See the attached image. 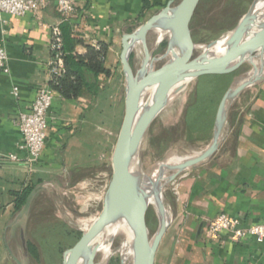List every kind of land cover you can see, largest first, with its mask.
Here are the masks:
<instances>
[{
    "label": "crops",
    "instance_id": "1",
    "mask_svg": "<svg viewBox=\"0 0 264 264\" xmlns=\"http://www.w3.org/2000/svg\"><path fill=\"white\" fill-rule=\"evenodd\" d=\"M179 1L77 0L76 14L67 21L72 35L86 44L108 46L105 65L111 76L87 72L90 89L76 99L55 92L46 145L33 174L23 162L25 153L18 149L22 135L15 122L30 110L37 90L49 86L51 30L63 16L55 2L24 17L0 13V45L6 48L9 67V73L0 72V264H16L7 246L12 249L16 243L21 224L14 225L17 195L40 185L66 195L92 182L105 188L125 114L123 36ZM76 52L85 54V46H77ZM15 86L17 98L11 94ZM246 97L233 110L224 149L179 179L175 220L159 246L155 264H264V242L249 238L234 244L226 238L223 244L210 243L206 231L207 220L220 214L243 226L264 222V82ZM10 155L21 162L11 161Z\"/></svg>",
    "mask_w": 264,
    "mask_h": 264
},
{
    "label": "water",
    "instance_id": "2",
    "mask_svg": "<svg viewBox=\"0 0 264 264\" xmlns=\"http://www.w3.org/2000/svg\"><path fill=\"white\" fill-rule=\"evenodd\" d=\"M201 1L180 0L175 5L171 2L134 31L123 36L120 60L126 79L125 114L112 152L111 179L103 197L100 214L91 227L85 230L81 243L75 249L65 252L64 264H101L96 262L100 254L98 240L109 227L120 222H125L133 233V264H155L159 246L171 225L170 214L163 201L164 187L186 171L206 164L217 154L226 140L223 130L227 125L232 104L246 89L264 82V74L253 81L234 82L218 106L211 144L199 156L167 168V171L172 172L167 183H157L153 189L159 203V227L151 239L146 221L151 192L146 189L145 179L149 174L141 172L138 160L148 130L175 97L193 81L203 76L229 73L246 62L253 66L254 72V56L264 55V28L251 35L256 23L254 11L258 0L253 1L249 11L229 35V48L217 56L210 55L209 51L220 40L201 46L192 37L191 23ZM153 32L158 35V45L164 39L168 40L166 51L158 57H153V51L148 47V36ZM137 47L143 49L144 55L140 68L134 70L131 57ZM198 51L201 52L197 54ZM165 59L168 60L158 67L157 63ZM250 73L243 75L241 80ZM136 160L138 166L135 165ZM45 190L42 185L33 189L14 225L26 221L35 198ZM22 238L26 246V241L23 236ZM7 250L16 264H24L9 246ZM110 259L104 264H109ZM122 264H125L123 255Z\"/></svg>",
    "mask_w": 264,
    "mask_h": 264
},
{
    "label": "rangeland",
    "instance_id": "3",
    "mask_svg": "<svg viewBox=\"0 0 264 264\" xmlns=\"http://www.w3.org/2000/svg\"><path fill=\"white\" fill-rule=\"evenodd\" d=\"M253 1L205 0L191 23L194 42L202 46L228 37L249 11ZM157 40V33H150L148 47L153 51V57L164 54L167 49V39L160 45ZM140 51L141 48L135 49L131 57L134 70L139 69L142 63L143 55ZM262 56L255 55L254 60H260ZM167 60L158 62L157 66L160 67ZM120 67L122 68V65ZM252 70L253 66L246 62L226 74L203 76L176 96L152 124L144 138L138 154L141 172L152 173L161 162L173 154L179 158H192L203 153L213 140L216 113L223 96L234 82L240 83L241 77ZM256 86L246 89L232 104L227 125L223 130L226 140L219 151L224 149L229 137L227 132L230 131L233 110L237 108V104L245 102L244 98L246 96L248 98ZM188 172L180 175L174 182H169L163 189L164 206L170 214L171 225L175 220L179 179ZM111 175L112 169L104 180V191L100 189V183L97 188L94 182L79 187L72 191L73 194L68 195L62 192L59 194L52 188L42 191L29 218L18 227L16 243L12 247L15 256L24 264H64L65 252L75 249L81 243L86 223H90L100 214L104 195L101 200H97V197L102 195L101 192L105 194ZM171 175L172 172H166L167 177ZM146 221L152 239L159 227L154 204L149 207ZM22 236L26 246L23 244ZM126 239V235L120 233L115 237L112 247L118 251L111 257L109 264H122L120 248ZM101 260L99 254L96 262ZM125 264H133L132 257Z\"/></svg>",
    "mask_w": 264,
    "mask_h": 264
},
{
    "label": "built area",
    "instance_id": "4",
    "mask_svg": "<svg viewBox=\"0 0 264 264\" xmlns=\"http://www.w3.org/2000/svg\"><path fill=\"white\" fill-rule=\"evenodd\" d=\"M50 2H55L63 16L62 23L69 21L75 16L77 0H0V13L24 17L29 13L40 12ZM61 24L52 27L51 30L50 46L53 53L52 60L49 63L51 79L53 76H62L64 74L62 55L64 41ZM0 72L9 73L8 54L3 45H0ZM11 94L16 98L19 97V88L17 86L13 87ZM54 98L55 92L50 86L39 88L30 110L21 113L15 122L22 135V142L19 144L18 149L25 153L23 162L30 174L36 172V165L46 145L49 112ZM8 158L14 162H21L17 155H10ZM206 231L207 240L210 243L223 244L226 238L234 244L242 243L249 238L255 239L258 243L264 242V222L243 226L239 220L226 214H220L213 219L207 220Z\"/></svg>",
    "mask_w": 264,
    "mask_h": 264
},
{
    "label": "trees",
    "instance_id": "5",
    "mask_svg": "<svg viewBox=\"0 0 264 264\" xmlns=\"http://www.w3.org/2000/svg\"><path fill=\"white\" fill-rule=\"evenodd\" d=\"M204 2L205 0H202L196 14ZM61 30L64 41L62 47L64 74L53 76L49 86L54 92L67 99H76L82 95L84 89H90L85 78L87 72L94 76H111V71L105 65L108 46L103 43H99L97 46L86 44L83 39L72 35L71 26L67 22L61 24ZM80 45L85 46V54L76 52V47ZM33 189L34 187L27 188L17 195L16 212H19L24 206Z\"/></svg>",
    "mask_w": 264,
    "mask_h": 264
},
{
    "label": "bare ground",
    "instance_id": "6",
    "mask_svg": "<svg viewBox=\"0 0 264 264\" xmlns=\"http://www.w3.org/2000/svg\"><path fill=\"white\" fill-rule=\"evenodd\" d=\"M254 15L256 17V23L251 31L252 36L257 34V32H259L262 28H264V0H258L256 9L254 11ZM229 37L230 36L220 40L218 44L212 50L209 51L210 55L217 56L223 54L230 46ZM137 48H141V47H137ZM140 52H142V55H144L143 49ZM254 64L256 66V71L251 72L247 76V78L241 80L240 83L244 81H253L259 75L264 74V55L262 56V59L254 60ZM187 159L188 158H179L173 154L172 156L168 157L163 163H160L154 172L146 176L145 179L146 189L150 190L151 192L149 198L150 206L154 204L157 213L159 212V203H158V199H156L153 194L154 193L153 189H155L157 183H163V184L167 183L168 177L166 176V172L168 167L175 166ZM135 165L138 166L137 160L135 161ZM96 218L97 217H95L90 223H86L85 225L86 230H88L91 227V225L95 222ZM119 233L126 235L127 238L126 242L120 248V252L123 255L124 262L127 263L129 258L132 257L133 255V249L131 246L132 238H133L132 230L129 228V226H127L125 222H120L117 223L116 225L109 227L106 230L104 236L98 240V242L100 243V254L102 257L101 264H104L114 255L115 250H113L112 241L113 238L117 236Z\"/></svg>",
    "mask_w": 264,
    "mask_h": 264
}]
</instances>
